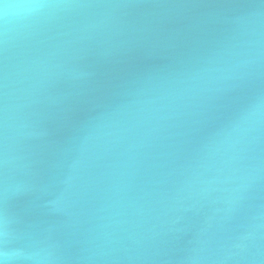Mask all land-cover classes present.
Returning <instances> with one entry per match:
<instances>
[{
    "label": "water",
    "instance_id": "obj_1",
    "mask_svg": "<svg viewBox=\"0 0 264 264\" xmlns=\"http://www.w3.org/2000/svg\"><path fill=\"white\" fill-rule=\"evenodd\" d=\"M4 264H264V0H0Z\"/></svg>",
    "mask_w": 264,
    "mask_h": 264
},
{
    "label": "clouds",
    "instance_id": "obj_2",
    "mask_svg": "<svg viewBox=\"0 0 264 264\" xmlns=\"http://www.w3.org/2000/svg\"><path fill=\"white\" fill-rule=\"evenodd\" d=\"M0 264H4L3 260H0Z\"/></svg>",
    "mask_w": 264,
    "mask_h": 264
}]
</instances>
